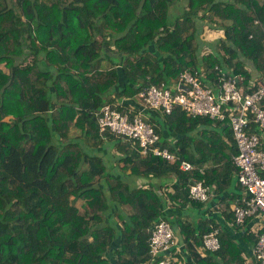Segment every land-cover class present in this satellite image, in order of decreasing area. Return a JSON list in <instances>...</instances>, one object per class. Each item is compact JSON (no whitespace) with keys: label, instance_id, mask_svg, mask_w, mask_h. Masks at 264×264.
I'll list each match as a JSON object with an SVG mask.
<instances>
[{"label":"trees","instance_id":"1","mask_svg":"<svg viewBox=\"0 0 264 264\" xmlns=\"http://www.w3.org/2000/svg\"><path fill=\"white\" fill-rule=\"evenodd\" d=\"M1 65L0 264H145L160 218L190 264H247L240 243L255 239L228 225L240 227L229 205L244 194L227 119L163 114L169 162L100 132L94 112L184 70L213 88L222 75L245 90L264 81V0H0ZM248 131L264 138L254 121ZM181 159L195 169L180 171ZM197 181L228 191L223 223L194 213L208 202L189 198ZM213 229L220 246L201 255Z\"/></svg>","mask_w":264,"mask_h":264},{"label":"built area","instance_id":"2","mask_svg":"<svg viewBox=\"0 0 264 264\" xmlns=\"http://www.w3.org/2000/svg\"><path fill=\"white\" fill-rule=\"evenodd\" d=\"M186 87L185 90L183 87ZM136 105L103 104L94 112L100 132L106 130L138 143L142 155L152 153L169 162L178 157L167 148L158 146L159 134L148 113L152 110L170 114L175 106L192 117L205 116L218 121L227 119L236 153L231 156L237 168L236 178L242 186L244 196L241 203L232 208L234 225L241 226L249 218H259L262 224L255 236L252 249L258 264H264V148L256 133L248 131L251 121L264 129V81L256 79L246 90L237 85L233 76H219L216 88L204 85L197 71L184 70L176 81H161L142 89L137 95ZM180 171H192L195 166L185 159L178 164ZM191 200L205 202L208 187L203 181L188 185ZM218 230L204 235L202 250L217 251ZM175 243L171 224L160 218L150 231L148 238L149 259L145 264H172L170 249Z\"/></svg>","mask_w":264,"mask_h":264},{"label":"crops","instance_id":"3","mask_svg":"<svg viewBox=\"0 0 264 264\" xmlns=\"http://www.w3.org/2000/svg\"><path fill=\"white\" fill-rule=\"evenodd\" d=\"M128 103L131 105H133V104L136 105L135 104L136 102H134V101H128ZM149 114L154 116L155 120H153V121L150 120V121L152 123H154L155 126H158V123L162 122V120H160L162 118V115H163L161 112L152 110L148 113V115ZM165 136H168V135L165 134ZM260 140L263 143L262 146L264 148V138H261ZM236 181H237V178L235 177V182L233 183V185L236 184ZM143 182L144 181H142V183ZM234 190H235L234 186H231L229 192H232ZM242 194H245L244 191L242 192ZM227 195H228V191H225L223 194L217 195V194L213 193V191H211L208 188V199H207L208 202L205 203V206L202 209L194 211V213L196 212L195 214L202 215V213H204V211H205V214H204L205 218L215 217V218L219 219L221 223H223L224 222V210H225L224 206L226 204L225 200H226ZM235 205L236 204H232V203L229 205L230 211H232V208ZM261 224H262V221L259 218H249L238 229H233L234 227L230 223L228 225H229V228L232 229V234H233L234 238L240 239L242 237L244 230L246 229V230H249V232L252 234V236L255 239V236H256L257 232L259 231ZM240 245L243 247L244 250L247 251L244 254V259H245L246 263L247 264H258L256 262V260L254 259L253 254H252L253 247L249 248L245 242H241ZM200 249L201 248H199V252L201 253V255H204V253H203L204 251L203 250L200 251ZM170 251H171V253H170L171 257H173V255H175L174 256L175 261L173 262L174 264H185V263L190 264L191 261L188 258V256L186 255V253L184 252L183 245L178 243L177 237L175 238V243L171 247ZM180 257H182V259H180Z\"/></svg>","mask_w":264,"mask_h":264},{"label":"rangeland","instance_id":"4","mask_svg":"<svg viewBox=\"0 0 264 264\" xmlns=\"http://www.w3.org/2000/svg\"><path fill=\"white\" fill-rule=\"evenodd\" d=\"M181 11V8L180 7H177L176 9L174 8L173 9V14H170V18L172 17H174L175 15H176V13L177 12H180ZM172 15V16H171ZM209 37H212V35H210ZM212 40H213V38H212ZM106 62V61H105ZM103 66H106V63H103L102 64ZM0 67H3V65H1ZM137 99V98H136ZM118 102V101H117ZM119 102H121V101H119ZM137 102H138V99H137ZM73 134H78V132H77V130H73ZM116 154V153H115ZM142 181H144V180H141V182ZM157 181H159V182H162L163 183V181H164V179L163 178H161V179H152V183L153 184H156L157 183ZM91 195H92V198H95L96 196H97V192L96 191H94V190H92L91 192ZM82 202L81 201H79V202H77V206H79L80 204H81ZM199 250V249H198ZM200 251H202V249H200ZM174 256L175 255H173V257H170V259H171V263L172 264H174L173 262L175 261L174 260ZM173 259V260H172Z\"/></svg>","mask_w":264,"mask_h":264},{"label":"water","instance_id":"5","mask_svg":"<svg viewBox=\"0 0 264 264\" xmlns=\"http://www.w3.org/2000/svg\"><path fill=\"white\" fill-rule=\"evenodd\" d=\"M185 90L187 89L185 86L183 87Z\"/></svg>","mask_w":264,"mask_h":264}]
</instances>
